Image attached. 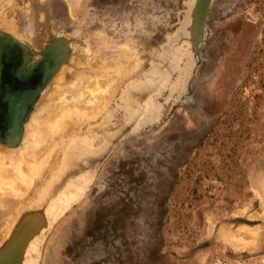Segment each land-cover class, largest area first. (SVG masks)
I'll list each match as a JSON object with an SVG mask.
<instances>
[{
	"label": "rangeland",
	"instance_id": "rangeland-1",
	"mask_svg": "<svg viewBox=\"0 0 264 264\" xmlns=\"http://www.w3.org/2000/svg\"><path fill=\"white\" fill-rule=\"evenodd\" d=\"M196 2L0 0V43L17 44L18 75L47 48L58 57L18 135L32 109L101 84L92 107L55 112L84 115L52 168L72 185L59 180L3 261L264 264V0H209L193 35Z\"/></svg>",
	"mask_w": 264,
	"mask_h": 264
},
{
	"label": "bare ground",
	"instance_id": "bare-ground-1",
	"mask_svg": "<svg viewBox=\"0 0 264 264\" xmlns=\"http://www.w3.org/2000/svg\"><path fill=\"white\" fill-rule=\"evenodd\" d=\"M152 73H154L153 75L155 76L156 69L155 72ZM157 75H159L158 71ZM16 76H19L18 73ZM10 84V82H7L0 91V256L2 258L6 255L8 257L14 256L17 249L20 247L24 230L29 229V224L35 220L40 207L44 205L43 208H45V202L48 197H50V194L52 197H55L56 195H54V193L57 194L56 191H58V189L61 191L63 187L68 188L72 185L71 180L68 179L70 176L69 172L65 173V177L63 176L62 178H59L56 177V173H54L55 175L53 176L52 172L55 169L52 170V168L55 167H53V165L57 160L60 162L62 167L64 166V162H62L60 158V154L62 152L61 147L66 140L65 138H67L66 136L71 130V126L74 127V125H77L79 122L76 120L77 116L84 115H82L81 112H78V110L61 112L58 116H55V112L68 103H73L75 106L83 104L85 106L89 105V107H92L96 100V94L101 89V84L96 83L93 86H90L91 94L88 95L89 98L86 96V99H84L83 92L74 94L71 98L62 94L59 98L49 100L43 110L32 112L33 109L29 108L28 114L30 109H32L29 114L31 115L30 117L32 120L30 121L29 119L31 124L28 127L29 132H27L26 136H24L22 132H20L19 135L16 133V130L19 129L18 127L22 123L21 121L17 124L16 121L19 114L20 118L22 117L25 107L22 111V108L15 103V99L18 98L13 93L18 91V85ZM35 84V81H31L27 89L29 94L32 89H34ZM74 93L77 92L75 91ZM47 113L49 116H55L53 120H50L51 118L49 119L50 121H48V124L53 122L55 124L48 126L47 123L46 125L43 123L42 126L39 124V118ZM78 119H80V117H78ZM81 120L82 117L80 121ZM13 130H15L13 132L14 134L9 135V133ZM16 136H18V138H15ZM69 137L70 136L68 135V138ZM6 143L9 145H6ZM68 146L71 148L74 145L66 143L65 148ZM65 148L63 151H65ZM75 154L78 156L88 155L85 150H82V146L77 149ZM70 165L71 161L67 158L65 169ZM76 165L77 163L75 166ZM77 168L79 167L77 166ZM50 170L51 174L49 175ZM68 170L70 169L68 168ZM44 178L47 180L46 186H44L42 190H39L38 188L39 191L35 192L37 187L36 184L40 179ZM59 180L61 181L60 188L58 187V189H55L56 185L59 184L58 182H60ZM50 183L53 187L48 186ZM39 187L41 189V186ZM71 192H69V194H73L76 191L73 192L71 190ZM48 204H50V202H48ZM46 210H49L48 206ZM244 229L245 228H242L243 236L241 237L245 240L247 236L246 239L248 240L251 235L248 236V231L245 232ZM29 251L31 252V250ZM2 258L0 259V261H2L0 264H8L7 260L3 261Z\"/></svg>",
	"mask_w": 264,
	"mask_h": 264
},
{
	"label": "water",
	"instance_id": "water-1",
	"mask_svg": "<svg viewBox=\"0 0 264 264\" xmlns=\"http://www.w3.org/2000/svg\"><path fill=\"white\" fill-rule=\"evenodd\" d=\"M209 3V0H197L195 5V11L193 13V35H197L201 21L203 19V15L205 13V10L207 8V5ZM15 44H8L5 41H1L0 43V90L3 89L5 84L11 80H13L14 84L18 85V91L13 93L18 99H15V103L19 105V107L22 108V111L24 107L34 100L37 90H40L42 86L45 84V82L48 81L49 77L54 72L56 66H55V60L58 58L55 46H52L51 48H47L41 55V59L37 61L32 67H30L27 70L22 71V75L20 76H14L12 73H18L20 70V64L22 65L23 59L20 60L17 59L18 55H15ZM17 45V44H16ZM21 57V56H20ZM14 71V72H13ZM16 71V72H15ZM16 81V82H15ZM31 81H35V87L32 89L31 93L27 92V89L31 83ZM18 92V93H17ZM29 95V96H28ZM23 106V107H22ZM23 114V113H22ZM20 114L17 118V124L21 122L20 120ZM37 221H41V216L36 215ZM38 223V222H37ZM35 228H31L26 233V236L30 237V234L35 230ZM25 237V236H24ZM20 248V247H19ZM20 249H17V252L14 254H18ZM12 261V260H11ZM15 263V262H14Z\"/></svg>",
	"mask_w": 264,
	"mask_h": 264
}]
</instances>
